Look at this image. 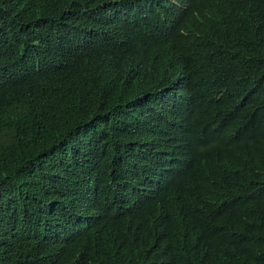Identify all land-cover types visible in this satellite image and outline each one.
I'll return each mask as SVG.
<instances>
[{"label": "trees", "instance_id": "1", "mask_svg": "<svg viewBox=\"0 0 264 264\" xmlns=\"http://www.w3.org/2000/svg\"><path fill=\"white\" fill-rule=\"evenodd\" d=\"M0 264H264V0H0Z\"/></svg>", "mask_w": 264, "mask_h": 264}]
</instances>
